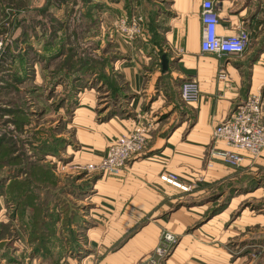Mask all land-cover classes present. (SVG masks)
Listing matches in <instances>:
<instances>
[{"label": "crops", "instance_id": "crops-1", "mask_svg": "<svg viewBox=\"0 0 264 264\" xmlns=\"http://www.w3.org/2000/svg\"><path fill=\"white\" fill-rule=\"evenodd\" d=\"M202 2H143L144 9L156 3L159 11L146 14L140 45L132 48L127 42L115 43L119 46L114 50H124L126 59H113L108 67V80L118 78L123 90L118 98L124 105L117 106L116 113L104 107L103 96L110 91L98 90L103 81L77 92L70 119L64 120L65 134H73L78 147L73 151L68 145L69 155L80 165L99 163L112 141L132 130L139 117L151 123L153 131L146 149L126 171L97 174L83 201L89 208L80 213L78 259L68 256L65 263L135 264L153 252L162 232L170 231L181 241L166 264H228L227 240L247 229L242 219L225 227L221 220L230 208L204 223L202 217L210 203L203 200L217 186L264 175V150L256 160L245 153L243 166L237 169L210 156L216 127L251 93L264 92V0L216 1L219 35L228 37L245 30L254 46L242 55L221 57L201 50ZM158 47L169 61L166 74L161 61L150 54ZM191 80L197 82L200 93L196 100L186 102L181 86ZM170 82L172 91L168 90ZM165 172L177 174L192 185V191L186 193L162 182ZM21 245L15 241L11 259L2 258L0 264H36L29 256L24 259ZM42 261L54 264L55 257Z\"/></svg>", "mask_w": 264, "mask_h": 264}, {"label": "rangeland", "instance_id": "rangeland-1", "mask_svg": "<svg viewBox=\"0 0 264 264\" xmlns=\"http://www.w3.org/2000/svg\"><path fill=\"white\" fill-rule=\"evenodd\" d=\"M144 1L0 0V228L12 227L5 238L12 239L11 247L15 241L22 244L24 259L29 256L36 264L54 257V264H67L68 256L78 259L80 215L89 208L83 201L100 175L70 157L68 145L73 151L78 147L73 134H65L64 119H70L80 89L97 87L108 76L113 59H126L124 50H114L120 42L132 48L140 45L146 14L159 11L156 3L144 9ZM135 22L142 25L130 39ZM253 47L249 40L247 51ZM163 52L158 47L150 54L161 61ZM107 82L112 85L103 82L98 90L110 91L103 96V105L111 108L109 113H116L117 106L124 105L114 98V92L123 91L121 83L118 78ZM169 87L172 91L171 82ZM25 179L33 183L29 197L35 202L26 209L36 215V235L42 243L51 238L43 245L45 249L40 244L44 251L48 249L46 259L33 252L31 235L21 225L18 211L15 214L20 203L15 201L18 196L12 193L16 187L11 181ZM203 201L210 203L202 217L204 223L230 208L232 212L221 220L225 227L241 219L242 225H248L227 240L228 264H264V175L217 186ZM25 227L31 230L32 222ZM176 236L178 242L165 264L181 241Z\"/></svg>", "mask_w": 264, "mask_h": 264}, {"label": "built area", "instance_id": "built-area-1", "mask_svg": "<svg viewBox=\"0 0 264 264\" xmlns=\"http://www.w3.org/2000/svg\"><path fill=\"white\" fill-rule=\"evenodd\" d=\"M217 0L202 2V40L201 50L207 55H242L247 51L249 35L245 30L233 36H221L218 33L220 17L216 8ZM122 24H124L122 22ZM142 24L135 22L130 30V39L140 31ZM199 87L195 80L181 86V98L191 102L199 97ZM142 119V118H141ZM153 125L138 120L134 128L109 145L105 156L97 164L87 165V170L95 174L120 175L127 170L130 162L141 155L148 146ZM223 146L224 149L218 148ZM264 150V92L251 93L237 109L213 133L212 158L221 160L233 168H240L245 161V153L253 160L260 157ZM161 181L183 192H191L192 185L181 181L175 173L165 172ZM158 244L150 255L135 264H165L167 257L178 242L177 236L170 232L161 233Z\"/></svg>", "mask_w": 264, "mask_h": 264}, {"label": "trees", "instance_id": "trees-1", "mask_svg": "<svg viewBox=\"0 0 264 264\" xmlns=\"http://www.w3.org/2000/svg\"><path fill=\"white\" fill-rule=\"evenodd\" d=\"M108 77H109V75L108 76H106V75L103 76V78H102L103 82H106V84L112 85L111 83L107 82L108 81ZM119 93L117 94V93L114 92V98H117L119 96ZM31 173H32V171H31ZM11 182L15 183L14 186L16 187V189L14 191H12V193L14 194V192H17V196H18L15 199V201H16V203H20L18 205L19 208H17V209L15 208V210H16L15 214H17V211H18L19 220L22 223L21 225L24 226V228H25L24 230H26L29 233V235H31L30 244L32 246H35V249H33V252L36 255L45 257V259H46V258H48L46 256L48 254V249H47V252H46L42 248H44L43 245L44 246L46 245V241L47 240H48V242H50L51 238H49L50 236H48V239L44 238L43 243H42V240L40 239V237H37V235H36L37 234V232H36V229H37L36 225L37 224H35V226L33 224V222H34L33 219L35 218L36 215H34V212H33V214H31L30 213V209H26V205H34L33 203L35 202L33 200H30V197H29L30 196V193H29L30 192V188L32 187L33 183L31 182V179H28V180L25 179L23 181H21V180L11 181ZM25 189H27L26 192H25ZM23 197H25V198H23ZM28 197H29V199H28ZM69 204H71V203H69ZM26 213H29L31 215V217L27 216ZM29 221H31L32 225H33L31 230H28V228L25 227V226H27ZM45 226L51 227V225L49 226L48 224L45 225ZM10 228H12V227L5 226L4 228H0V259H2V258L11 259L10 255L12 253V247L10 245V241L12 239L5 238V235L8 234V229H10ZM4 233H6V234H4ZM71 243H73V242L71 241ZM40 244H42V248H41ZM77 244H78V242H77Z\"/></svg>", "mask_w": 264, "mask_h": 264}, {"label": "water", "instance_id": "water-1", "mask_svg": "<svg viewBox=\"0 0 264 264\" xmlns=\"http://www.w3.org/2000/svg\"><path fill=\"white\" fill-rule=\"evenodd\" d=\"M161 66H162V72L164 74H166L168 71H169V61H168V58H167V55L164 54L162 55L161 57Z\"/></svg>", "mask_w": 264, "mask_h": 264}]
</instances>
